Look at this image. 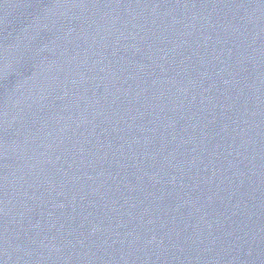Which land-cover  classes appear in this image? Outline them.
Returning a JSON list of instances; mask_svg holds the SVG:
<instances>
[{
	"label": "water",
	"instance_id": "1",
	"mask_svg": "<svg viewBox=\"0 0 264 264\" xmlns=\"http://www.w3.org/2000/svg\"><path fill=\"white\" fill-rule=\"evenodd\" d=\"M0 264H264V0H0Z\"/></svg>",
	"mask_w": 264,
	"mask_h": 264
}]
</instances>
